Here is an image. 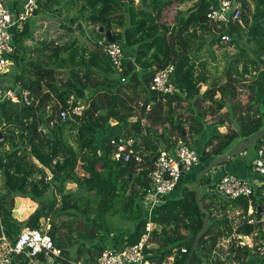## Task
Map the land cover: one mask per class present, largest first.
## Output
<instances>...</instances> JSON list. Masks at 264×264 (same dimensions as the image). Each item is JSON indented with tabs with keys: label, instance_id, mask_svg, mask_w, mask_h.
<instances>
[{
	"label": "trees",
	"instance_id": "obj_1",
	"mask_svg": "<svg viewBox=\"0 0 264 264\" xmlns=\"http://www.w3.org/2000/svg\"><path fill=\"white\" fill-rule=\"evenodd\" d=\"M236 1L241 11L240 22L220 27L206 16L210 0H196L189 9L178 11L171 27L160 19L173 0H139L138 4L135 0L36 3L34 14L14 37L12 70L2 75L12 74L13 84L28 89L33 97L30 106L20 101L0 102V171L7 187V192L0 194V226L10 240L24 227L45 229L59 249L52 264H70L79 259L83 264H96L103 246L91 241L103 230L108 231L105 214L114 212L115 203L120 204L121 211L131 213L130 219L133 217L135 223L125 242L135 243L143 233L147 218L136 211V201L148 188L154 155L161 144L170 147L178 140L187 143L204 129L206 119H211L207 122L212 126L211 134L198 151L199 164L205 166L237 139L243 141L264 126V0ZM59 4L75 7L74 14L58 21L65 31L63 36L68 38L48 40L40 33L35 39V21L41 5L43 12L51 16L47 18H55L61 13L60 7H54ZM99 26L109 29L114 41L134 49L133 53L123 49L124 81L116 76L107 56L102 57L92 47L101 48L98 40L106 38L98 31ZM75 29L81 35L83 30L90 33L87 45L79 44L76 35L71 36ZM223 33L229 35L226 44L234 46L237 52L232 56L226 52L228 59L222 72L212 75L204 62L197 66V53L202 48L197 42L203 38L201 34H206L204 38L213 45L220 42ZM170 63L174 65L173 81L178 91L161 95L150 89L152 77ZM208 80L209 86L202 90L201 85L208 84ZM70 95L87 99L88 107L81 116L62 120L58 112L68 107ZM205 102L209 103L202 112ZM215 114L217 122L213 120ZM185 123L189 124L188 129ZM225 125L227 129L219 131ZM73 129L74 146L64 135L66 130ZM115 135L132 136L135 146L140 143L139 161L133 157L128 161L109 158L113 148L110 139ZM261 141L255 147L264 143ZM88 152L95 155V161L102 166L100 170L87 159ZM32 158L48 169L49 178ZM34 173L40 176H32ZM223 174L213 179L216 181ZM207 175L201 184L212 182ZM52 183L58 198L43 202L41 208L22 221L13 217L11 193L31 191L40 196ZM67 183H74L80 192H65ZM209 194V204L201 196L203 207L209 211L208 229L189 264H206L212 256H219V242L234 233L251 236L256 243L241 244L239 238H233L220 256L232 260L230 264L245 263L253 257L254 250H261L264 241V180L249 197L228 199L216 192ZM249 205L254 208L251 216H247ZM213 209L218 210V215L213 214ZM201 216L193 186L183 188L177 198L168 195L156 206L150 218L154 225L152 238L158 244L149 257L152 264H183L202 226ZM249 218H254V222L248 223ZM169 256L171 261H167ZM38 258L47 260L43 252ZM259 258L260 263L264 262V255ZM18 259L16 264L25 260L14 257L15 261ZM217 264L229 262L218 259Z\"/></svg>",
	"mask_w": 264,
	"mask_h": 264
},
{
	"label": "built area",
	"instance_id": "obj_2",
	"mask_svg": "<svg viewBox=\"0 0 264 264\" xmlns=\"http://www.w3.org/2000/svg\"><path fill=\"white\" fill-rule=\"evenodd\" d=\"M206 16L216 23L219 27L228 26L229 23L240 22L241 11L239 2L236 0H210ZM15 0H0V76L7 73L14 62L13 53L15 50L14 37L23 29L24 22L31 16L35 10L36 0H26L22 9H17L12 4ZM229 40V35L223 33L220 41ZM103 36L98 40V44L107 56L114 72L120 81H124L122 75L123 59L125 52L121 43L116 41H105ZM13 59V60H12ZM174 65L167 64L159 68L152 77L150 89L161 95H168L177 92V87L173 81ZM2 101H20L24 105L33 104L31 92L21 87L19 84H13L5 88H0V102ZM68 107L59 110L60 119L65 120L67 117L81 116L88 107L87 99L70 95L67 100ZM142 103H139L141 106ZM149 105H146V109ZM120 136V135H119ZM113 147L109 156L112 160L122 159L128 161L131 157L139 161L137 147L134 144L132 136L121 138L118 135L110 139ZM199 163V155L194 147L178 140L175 146L158 147L153 161V168L149 172V183L145 194L142 197V212L147 218L144 231L137 242L128 244L124 242L119 246L103 247L96 264H152L149 260L148 250L152 241V230L154 228L151 222V214L156 206L176 187L180 177L190 171ZM251 171L264 177V144L256 149V156L251 161ZM254 185L250 180L237 176L233 173H225L215 181L212 190L228 199H236L240 196L249 197L254 188L261 185ZM254 213V208L249 205L247 216ZM248 223H253L254 218H249ZM246 237L242 234L234 233L232 236L222 239L219 244L225 241L229 243L233 238H239L241 244H245ZM185 251V249H181ZM46 255V262L38 258V254ZM59 255V249L54 246L45 229H31L24 227L17 237L12 241L3 232L0 226V264H16L18 260L14 257L20 256L25 258L23 263L26 264H52L54 258ZM214 257V256H212ZM211 257V258H212ZM208 260L206 264H217L216 260ZM172 260V257L170 258Z\"/></svg>",
	"mask_w": 264,
	"mask_h": 264
},
{
	"label": "rangeland",
	"instance_id": "obj_3",
	"mask_svg": "<svg viewBox=\"0 0 264 264\" xmlns=\"http://www.w3.org/2000/svg\"><path fill=\"white\" fill-rule=\"evenodd\" d=\"M25 2H26V0H15V2H13V3L11 2V3L15 6V8L21 10L22 9V5ZM138 2H139V0H135V3L138 4ZM190 5H191V0H182V2H181V0H173V4L170 5L169 7H167L166 9H164V11L162 12L160 22H164L165 25L171 27L175 23L173 18L175 17L176 13L178 11H185L186 9H188V7ZM54 7H60L61 8L60 15L55 16V18H45V17H51V16H50L49 13H44L43 12L45 10H44L43 6L41 5L40 10L38 11V15H37L38 18L35 21V29H36V31L34 32V38L35 39L38 38V34H40V33H43V35H42L43 38L45 37L48 40L60 39L61 41H64V40H66L68 38V37L63 36V33L65 31H64V29H62L59 26V22L58 21L62 17H65V15L74 14L75 13V7L73 5H70V4L67 5V6L59 4V5H55ZM33 14L34 13H32L31 16ZM41 16H43V17H41ZM73 34L76 35L79 38V42H78L79 44H83V45H87L88 44L89 35H90V33L88 31L83 30L82 35H81L80 31L75 29V31H73L71 36H73ZM201 36L203 38L198 39L199 41L197 42V43H200L202 45L201 46L202 48L197 53L198 54V59L196 60L197 66H199L198 62L199 63L200 62H204L206 69L210 73H212V75H216V74L218 75V73L220 74L222 72L223 68L225 67V65L227 63L226 61H227L228 57H225L226 56L225 53L227 52L229 54V56H232V55H234L237 52V49L234 46H230V45L226 44L228 39L220 41V42H217V43H215L213 45H209L208 39L204 38V37H207V35L206 34H201ZM122 47H123L125 52H127V51L132 52L133 48L131 46H129V45H126L124 42H123V46ZM207 50L211 51L213 56H209L210 54L208 53ZM75 60L78 61L79 58L77 57ZM107 61L109 62L108 59H107ZM13 64H14V62H13ZM11 67H13V66H11ZM11 67L9 68V71L12 70ZM1 79L3 81H1ZM0 81H1L0 88H5V87H8V86H12L13 85V76H12V74L8 75V76H2V77L0 76ZM209 81L210 80H208V84H205V85L202 84L201 85V89L202 90H204L206 87L209 86ZM216 96H218V94H216ZM207 103H209V102H205L204 104H202L203 105L202 112L204 111V108L206 107ZM47 108H49V107H47ZM183 114L188 115L189 113L183 112ZM217 119H218V115L215 114L213 116L214 122H217ZM210 120L211 119L207 118L205 123H204L205 131H207V130L211 131V127L212 126L207 124V122H209ZM184 127H185V129H188L189 128V124L185 123ZM40 129H41V127H40ZM226 129H227L226 125L219 127V131H224ZM44 132L48 133V129L45 128V127H44ZM75 133H76L75 129L70 130V131L66 130L64 132V135L67 137L68 142L71 145H73V146L76 143L75 142ZM261 139H262L261 143H263L264 142V137H262ZM238 140L239 139H237L236 141H238ZM189 143H190V141H188L186 144L190 145ZM254 144L255 143L249 145L248 148L245 151L242 152V154H238L237 155V156H240L241 159L249 161L250 169H251V161L255 158L256 149L259 147V146L255 147L256 145H254ZM161 146H165V145L161 144L159 147H161ZM173 146H175V144ZM173 146H170V147H173ZM4 147H9V145L5 144ZM86 157H87V159L90 162L93 163V165L95 166V168L97 170H100L102 168L101 164H99V163H97V161H95V155H93L91 152L86 153ZM32 160H33V158H32ZM219 166L220 165L214 167L212 169V171L209 172V174H211V177H212V182L209 185H208L207 182H203L201 184V186H200V195L203 197L204 200H205L206 194L208 195V193L213 192V191H211L212 187H213V185L215 183V180L213 179V176L215 175L214 172H216V170H218ZM197 168H199V167H197ZM197 168H195V172L193 170L194 173L187 172V173H184V175L182 177H180L179 182H178L179 186L176 187L175 191L173 190L174 192L172 191L173 193L172 192L169 193V197L177 198V197L180 196V193L183 190V186H186V183L184 182V180H186V178L192 177L191 181H195V179L197 178V175L199 173V172L196 173L197 172ZM47 174H48V178H49L50 177V173L48 172ZM32 176L38 177L40 175L38 173H34ZM252 178L254 180H257L256 177H252ZM251 181L254 183L253 180H251ZM53 184L54 183L50 184L48 186L46 192L43 193L40 196H34L31 191L28 192V193H21L20 191L17 190L16 192L11 193V196H12V198L14 200L13 211H12L13 217L15 219L19 220V221H22V220L26 219V217L29 214H31L36 208H41L40 204H42L43 202L44 203H50L54 199V197L58 198L59 197V193L55 192L56 191V189H55L56 187H54ZM77 189L78 188H77V186L74 183H67L65 185V192H75ZM6 192H7V187L4 184L3 176H2L1 171H0V194H4ZM79 192H80V190L78 189L76 191V193H79ZM141 200H142V198H139L136 201L137 205H136L135 208H136V211L138 213L139 212L142 213V211H143L142 210V204H141L142 202H141ZM206 203H208V196H206ZM121 210L122 209L120 207V204L115 203L114 206H113V211L114 212L109 211V212H107L105 214L104 225L108 227V231L106 232L105 230H103V232L100 234V235L107 234V239L109 237H111V238H113V237L120 238L119 239V243H118L119 245L124 243L125 239L129 235V233L131 231H133L134 224H135L134 221H133V217H132V219H130L131 213H129L128 211L124 212V211H121ZM213 212H214L213 214L218 215V210L217 209H213ZM66 217H67L66 215H63V218H66ZM45 222L46 221H44L43 224H45ZM235 228H236V226H235ZM99 236L96 239H93L91 242H94V243L98 242L99 241ZM245 239H246L247 242H249L252 245H254L256 243V240L253 237H251V236H248ZM152 241L155 242V244L157 243V239L153 238ZM104 244H106L108 246H114V245H111L110 243H104ZM119 245H117V246H119ZM228 246H229V243H227L226 241L224 243H222V244L220 243L219 244L220 248L218 250L219 256L212 257L211 259H213V261L216 260L217 263H218V259L226 261V262H229V264L232 263L233 262L232 260H229V259L226 260V258L224 256H220L221 253L227 251L226 249L228 248ZM263 255H264V241L262 242L261 250L258 253H257V250H254V255L251 258V260L249 261V264L260 263L261 260L258 261L257 259H260L259 257H261ZM167 261H170V259L168 258ZM241 264H246V263H241Z\"/></svg>",
	"mask_w": 264,
	"mask_h": 264
},
{
	"label": "water",
	"instance_id": "obj_4",
	"mask_svg": "<svg viewBox=\"0 0 264 264\" xmlns=\"http://www.w3.org/2000/svg\"><path fill=\"white\" fill-rule=\"evenodd\" d=\"M122 1H126V0H122ZM39 0H36V3H38ZM35 12V10L33 11V13ZM98 31L102 34H104L106 36L107 41H113V37L111 34V31L109 29H104L103 26H99L98 27ZM174 38L175 36L172 37L171 39V43H174ZM93 49L95 50L96 53H98L99 55H101L102 57H105V53L101 48L95 47L94 45L92 46ZM262 137H264V126L259 129L257 132H255L254 134L250 135L249 137H247L246 139H244L243 141L237 143L236 145L230 147L226 152H224L223 154L215 157L214 159H212L211 161H209L205 166H203V168L199 171L197 178L195 180L194 183V196H195V201L196 204L199 208V211L201 213V217H202V226L201 228L197 231V233L195 234L193 241L191 243L190 249H189V253L188 256L185 260V262L183 264H189L194 251L196 250V247L199 243V240L201 238V236L207 231L208 229V218H209V211L203 207L202 205V201H201V195H200V186H201V181L204 178V176L210 171L212 170L214 167L221 165V164H225L227 163L231 158H233L234 156L241 154L243 151H245L249 145L256 143L259 139H261ZM2 140V134L0 132V141ZM33 162L43 168L47 173L49 172L48 169L46 167H44L42 164L38 163L37 160H35L33 158ZM260 209V207H259ZM26 264V263H23Z\"/></svg>",
	"mask_w": 264,
	"mask_h": 264
},
{
	"label": "crops",
	"instance_id": "obj_5",
	"mask_svg": "<svg viewBox=\"0 0 264 264\" xmlns=\"http://www.w3.org/2000/svg\"><path fill=\"white\" fill-rule=\"evenodd\" d=\"M181 2H182V0H181ZM196 2V0H191V5L188 7V9L190 8V7H192L193 5H194V3ZM187 10V9H186ZM47 18V17H46ZM218 96H219V94H218ZM207 125V124H206ZM207 128V127H206ZM225 131V130H224ZM224 131H222V132H224ZM120 134V133H119ZM211 134V131H209V130H207V131H205V129H203L201 132H199L198 134H196V135H194L192 138H189L190 140V145L192 146V147H194L195 149H196V151L198 152V151H201L203 148H204V145H205V142H206V140L208 139V137H209V135ZM239 142H241L240 141V139L238 140V141H236L235 143H233L232 144V146H234V145H236L237 143H239ZM140 145V143L138 144V146ZM231 146V147H232ZM242 154V153H241ZM242 156V155H241ZM197 167H199V168H197ZM195 168H197V172L196 173H198L202 168H203V166L201 165V164H197V165H195L190 171H188V172H190V173H194L195 172ZM193 170H194V172H193ZM210 171H212V170H210ZM209 171V172H210ZM229 171H231V172H234V173H236V174H240L241 175V177H243V178H246V179H248V180H253L254 181V185H258V184H260V183H263V180H264V178H262V177H260L259 175H257V174H255V173H252V171L250 170V167H249V161H246V160H244V159H241V157L240 156H237L235 159H233L232 161H229V162H227V163H225V164H223V165H220L219 167H218V170H216V172H214V176L213 177H216V175H217V177L218 176H220L223 172L224 173H231V172H229ZM187 173V172H186ZM207 174H209V173H207ZM184 175V174H183ZM182 175V176H183ZM181 176V177H182ZM207 177H209V178H211L212 179V177H211V174H209V175H207ZM252 177H256L257 178V180H254ZM215 179V178H214ZM192 180V177H188V178H186V180H184V182L186 183V186H183V188H185V187H191V186H193L194 187V183H195V181H191ZM196 180V179H195ZM179 182V181H178ZM183 182V181H182ZM252 182V181H251ZM253 183V182H252ZM177 186H179V184L177 183V185H176V187ZM176 187L173 189L174 191H175V189H176ZM172 190V191H173ZM171 191V192H172ZM173 191V192H174ZM172 192V193H173ZM208 195H210L209 193H208ZM207 194H206V196H208ZM206 196H205V200H204V202L206 203ZM211 200L208 198V203H206V204H209V202H210ZM104 236V237H103ZM119 239L120 238H118V237H113V238H111V237H109L108 239H107V234H102V235H100L99 236V241L98 242H96V244H99V245H101V246H103V247H107L108 245H106V244H104V243H110L111 245H114V246H116V245H118V243H119ZM125 242V241H124ZM219 245V244H218ZM157 247H158V244L156 243L155 244V242H153L152 243V245H151V247H150V249L148 250V253H149V257L152 255V251H154V250H156L157 249ZM217 254H218V250H217ZM172 256H169L168 258L170 259ZM167 258V259H168ZM251 260V259H250ZM250 260H247L245 263L246 264H249V261ZM170 261H171V259H170ZM83 261L81 260V259H79V260H71L69 263L70 264H83L82 263ZM152 263V262H151ZM233 263V262H232ZM23 264V263H22ZM57 264H62V262H59V263H57ZM257 264H264V262H262V263H257Z\"/></svg>",
	"mask_w": 264,
	"mask_h": 264
},
{
	"label": "bare ground",
	"instance_id": "obj_6",
	"mask_svg": "<svg viewBox=\"0 0 264 264\" xmlns=\"http://www.w3.org/2000/svg\"><path fill=\"white\" fill-rule=\"evenodd\" d=\"M2 65L0 64V67H1Z\"/></svg>",
	"mask_w": 264,
	"mask_h": 264
}]
</instances>
